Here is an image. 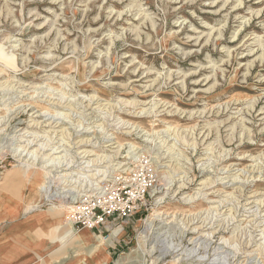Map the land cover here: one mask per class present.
I'll list each match as a JSON object with an SVG mask.
<instances>
[{
  "label": "rangeland",
  "instance_id": "obj_1",
  "mask_svg": "<svg viewBox=\"0 0 264 264\" xmlns=\"http://www.w3.org/2000/svg\"><path fill=\"white\" fill-rule=\"evenodd\" d=\"M0 264H264V0H0Z\"/></svg>",
  "mask_w": 264,
  "mask_h": 264
},
{
  "label": "built area",
  "instance_id": "obj_2",
  "mask_svg": "<svg viewBox=\"0 0 264 264\" xmlns=\"http://www.w3.org/2000/svg\"><path fill=\"white\" fill-rule=\"evenodd\" d=\"M114 191L115 190L104 193L103 196L95 197L91 201L80 203L73 217L74 223H80L82 227L92 230L104 223L106 214L108 216V214L123 210L119 209L123 207L121 203L116 202V199L120 200V193H118L116 197L110 199L113 201L112 205L109 204L111 201L105 202V198H103L105 195H113L111 193Z\"/></svg>",
  "mask_w": 264,
  "mask_h": 264
},
{
  "label": "bare ground",
  "instance_id": "obj_3",
  "mask_svg": "<svg viewBox=\"0 0 264 264\" xmlns=\"http://www.w3.org/2000/svg\"><path fill=\"white\" fill-rule=\"evenodd\" d=\"M118 14V13H117ZM198 39V38H197ZM46 111V110H45ZM133 111V110H132ZM43 133V132H42ZM63 137V136H62ZM88 139V138H87ZM85 140V139H84ZM83 140V141H84ZM82 140H80L79 142L81 143V145H85L87 142L85 141V142H83ZM44 148V147H43ZM52 152V151H51ZM83 152H90V151H87V150H84ZM51 154V153H50ZM97 159V158H96ZM98 164V163H97ZM200 226V225H199ZM200 228V227H199ZM93 243H95V242H93ZM90 246L92 247V248H95L96 247V245H93L92 246V243L90 244ZM99 249V248H98ZM91 252V251H90Z\"/></svg>",
  "mask_w": 264,
  "mask_h": 264
},
{
  "label": "crops",
  "instance_id": "obj_4",
  "mask_svg": "<svg viewBox=\"0 0 264 264\" xmlns=\"http://www.w3.org/2000/svg\"><path fill=\"white\" fill-rule=\"evenodd\" d=\"M5 249L3 248V251H4ZM2 252V251H1ZM107 258H108V256H107Z\"/></svg>",
  "mask_w": 264,
  "mask_h": 264
}]
</instances>
